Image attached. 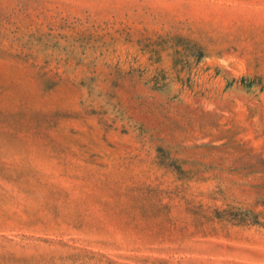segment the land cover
<instances>
[{
    "label": "rangeland",
    "instance_id": "1",
    "mask_svg": "<svg viewBox=\"0 0 264 264\" xmlns=\"http://www.w3.org/2000/svg\"><path fill=\"white\" fill-rule=\"evenodd\" d=\"M0 264H264V0H0Z\"/></svg>",
    "mask_w": 264,
    "mask_h": 264
}]
</instances>
